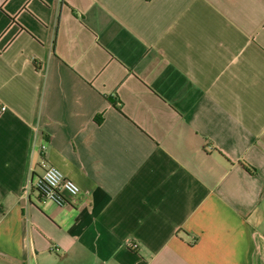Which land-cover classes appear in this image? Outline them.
I'll list each match as a JSON object with an SVG mask.
<instances>
[{
  "label": "crops",
  "instance_id": "crops-1",
  "mask_svg": "<svg viewBox=\"0 0 264 264\" xmlns=\"http://www.w3.org/2000/svg\"><path fill=\"white\" fill-rule=\"evenodd\" d=\"M0 264H264V0H0Z\"/></svg>",
  "mask_w": 264,
  "mask_h": 264
},
{
  "label": "built area",
  "instance_id": "built-area-1",
  "mask_svg": "<svg viewBox=\"0 0 264 264\" xmlns=\"http://www.w3.org/2000/svg\"><path fill=\"white\" fill-rule=\"evenodd\" d=\"M41 150L44 152L45 147L41 146ZM40 166L43 167V172L35 184L37 191L44 199L52 201L59 206L64 205L65 199L61 195L60 190L65 186L72 193L74 191L73 187L70 183L64 184V176L58 168L47 165L45 160L41 161Z\"/></svg>",
  "mask_w": 264,
  "mask_h": 264
},
{
  "label": "rangeland",
  "instance_id": "rangeland-1",
  "mask_svg": "<svg viewBox=\"0 0 264 264\" xmlns=\"http://www.w3.org/2000/svg\"><path fill=\"white\" fill-rule=\"evenodd\" d=\"M39 171V170H38ZM37 181H38V179H37Z\"/></svg>",
  "mask_w": 264,
  "mask_h": 264
},
{
  "label": "trees",
  "instance_id": "trees-1",
  "mask_svg": "<svg viewBox=\"0 0 264 264\" xmlns=\"http://www.w3.org/2000/svg\"><path fill=\"white\" fill-rule=\"evenodd\" d=\"M115 105V103H113Z\"/></svg>",
  "mask_w": 264,
  "mask_h": 264
}]
</instances>
